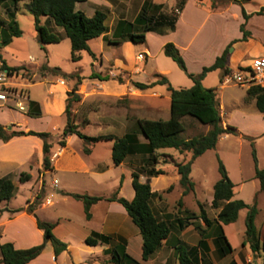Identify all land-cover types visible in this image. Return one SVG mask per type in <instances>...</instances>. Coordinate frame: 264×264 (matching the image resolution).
<instances>
[{
  "label": "crops",
  "instance_id": "0c3cea01",
  "mask_svg": "<svg viewBox=\"0 0 264 264\" xmlns=\"http://www.w3.org/2000/svg\"><path fill=\"white\" fill-rule=\"evenodd\" d=\"M147 0H87L85 2H79L76 5L78 10L85 12L87 16H93L97 9L104 10L107 13L106 26L107 31L98 39H100V46L108 43L109 45L119 46L122 50L119 57L115 62H110V67H113L115 71L128 72L131 77L136 79L137 68L135 67L136 57L140 54H144V58L141 61L143 63L142 68L148 69L152 63L155 61L156 53H154L148 45V40L154 32H160L161 34H167L166 39L161 42V48L164 49V45L167 42L175 43L181 50L184 56L187 67L189 71L191 70L188 65L187 53L191 52L195 58V62L198 63L199 67L195 71L191 70L193 73H200L205 66L212 65L216 58L220 56L224 50L235 40V43L229 48L228 65L234 70L236 67H248L251 65L252 60L259 56H264V42H260V50H253L249 47L255 41V35L251 28L249 27L255 12H248L243 5L244 9L248 14H252L251 17L246 22V28L251 32V38L247 41H241L243 33L241 31V24L246 20L243 16L242 6L238 4H229L223 7L211 9L206 5L201 3L199 0H194V5L196 7L197 13H203L205 18L203 25H207L210 21L214 24V30L220 32V39L209 40L205 44H200L196 42L197 33L193 35L189 40L182 42L178 38L177 33L182 27V25L189 24L187 20V4L189 0H166L165 2L154 3L153 0H148L151 3V9L154 10L159 7L160 10L166 13H174L172 11L179 2H181L182 11L179 14L178 20L174 28L162 27L155 31H150L146 33L145 42L135 43L132 41H124L116 43L117 37H115V30L121 19L128 21H134L139 15L144 3ZM7 4L0 6V11ZM87 7V9L85 8ZM88 12V13H87ZM112 17V23L108 24L109 18ZM235 18L236 20V32L234 34L230 33L229 21ZM41 23H48L52 31L58 32L60 36H66L65 31L62 27L54 24L52 20H48L47 17H42ZM157 35L159 33H156ZM138 45H143L142 49L138 51L136 55L131 54V49L137 47ZM91 48V47H90ZM100 49V50H101ZM96 60V63L92 65L93 72L102 75L104 58L103 53L100 59L96 58L95 52L92 51ZM248 56V59H245ZM5 65L6 62L2 61ZM8 66V65H7ZM9 67V66H8ZM10 68V67H9ZM52 68V67H51ZM12 69V68H11ZM155 74H165L168 72L166 69H160L155 67L152 69ZM220 70V69H218ZM221 76H222V70ZM140 73V72H139ZM42 77L48 78L46 74ZM13 80V79H12ZM11 80V81H12ZM24 80V79H23ZM89 80V81H88ZM138 81V80H137ZM16 84L21 85L27 91L28 101L26 102L25 109L27 108L25 114V120L28 122L30 118L42 119L45 115L51 116L53 118H61L60 124H55L53 130H60L58 134L51 135L53 147H52V170H43V140L38 136L34 135H21L14 136L9 141H3L0 139V169L5 173L0 176V178L5 176H10L16 186L15 193L10 200H4L0 202L2 211L0 212V244L10 242L14 245L16 249H26L44 242V230L39 228L37 219L45 222H52L55 224L53 233L61 240L68 244V249L58 256L55 255L54 247L50 241L46 242L43 252L35 259L29 261L27 264H85V262L97 263L100 260L107 259L110 264L111 254L108 253V249L111 248L110 244L100 243L96 246H91L86 244L85 240L93 232L102 233L105 235H111L115 239V242L123 243L126 245V251L133 256L136 260L141 261L143 264H180L179 259L174 258L175 249L174 246L178 243V240L183 242H188L185 236L188 233L195 232L192 225H189L184 230L177 231L172 230L170 236L163 240L158 251L147 261L142 260V236L139 228L133 222L132 218L127 213L125 207L116 201L101 200L95 203L91 207V217L88 219L84 211L83 202L77 200L69 195V193L78 194H88L91 196H103L110 197L114 193L118 192L119 196L125 197L128 200H132L135 195V190L133 188V172L138 170L144 165L145 158L143 155H131L129 157H135L139 159L133 165H126L125 161L116 166L112 158V148L113 143L105 145V153L103 156L98 155L99 141L89 145L90 152L86 153L84 147L86 146L85 141L80 138L77 134H70L66 136V145H59V138L62 137L63 129L66 125L67 119L65 117V109L68 98V91L73 87L68 80L64 81V84L51 83L44 84L47 85L42 98L35 97L32 95V88L36 85L35 81L31 79L23 84L15 81ZM154 82L150 81L149 83ZM13 83V81H12ZM38 83V82H37ZM17 85V86H18ZM162 85H156L153 89L159 98H163L169 101V107L165 112L163 117H154L149 119H167L170 117V94H166L162 89ZM264 86V85H262ZM45 87V86H44ZM207 87V86H205ZM246 88L243 97V103L246 106H256V99L252 98L246 100V94L248 87ZM131 91V87L128 83H119L115 79L101 80L99 78L87 79L83 76L82 84L79 85L78 94L81 96V105L87 104L88 106L94 105L95 101L98 104L94 105L87 110V118L83 119L82 122H75L79 125V129L82 133L87 136H99V135H116L122 136L125 133L136 128V122L134 117L129 116L127 109L120 110V108L111 105L109 109L104 110L103 104L107 105L106 102H115L119 99L127 96ZM33 100L40 105L42 114L39 116L31 115L30 112V101ZM221 107V103H220ZM7 109H13L11 107H3ZM1 108V109H3ZM258 109V108H257ZM259 111V109H258ZM223 109L221 107V114L223 118ZM260 112V111H259ZM264 118V114L260 112ZM96 114L97 118H93L91 115ZM97 120L99 122H97ZM136 121V122H135ZM135 123V124H134ZM223 123L226 126L228 123L223 119ZM0 124L5 127L7 123L0 121ZM92 124L99 125H110V127L115 130L121 131V135L115 133L107 134H88L87 129ZM17 130L25 131H42L35 130L28 126L22 128L21 125H16ZM256 135L249 136H264V129ZM229 134L222 135L215 149L218 150L219 156H223L221 151V143ZM139 139L141 142H146L144 135L139 134ZM79 143L78 146H74V143ZM113 142V141H112ZM107 148V150H106ZM174 148L162 149V154L171 155V161L167 163H161L157 168H162L165 173L160 174L155 177H151L150 184L153 192L161 194V197L153 198L151 200V205L153 210L159 212L163 216L162 219H167L166 216L170 213L171 208L176 209L178 212H191L195 214H200L201 205L207 212L210 219L217 217V209L211 207L212 200L214 197V184L212 189L208 188L205 190V196H201L197 190V184L195 183V190L187 195H183V192L172 195V197L167 196L163 191L173 183H178L180 180V174L176 168V162H186L191 159V153H181L177 149L174 151L168 150ZM214 149V150H215ZM189 154L191 156H189ZM137 157V158H136ZM239 179L233 180L236 184L234 198L246 200L247 203L256 201L259 207L260 213L262 212V197L264 192L260 191L259 180L255 178L254 173L250 177H243L242 166L237 163ZM13 168V169H12ZM111 169H117L116 179L110 176L109 171ZM15 170V171H13ZM22 172H26L31 175L30 179L25 182L20 181V175ZM47 175L49 177H47ZM14 176V177H13ZM41 176V179H40ZM16 178V180H15ZM113 180V182H111ZM115 180V181H114ZM140 180L142 182L147 181V177L144 174H140ZM165 181L159 184V181ZM249 180L257 181L256 190L252 201L247 200L245 197H238L237 190L240 191L241 188ZM55 181H57L55 183ZM107 187L109 189V194H104L102 190ZM45 191V196L43 197L41 203L35 208L34 213H30L26 208L31 204L36 196ZM55 192V193H53ZM56 196V197H55ZM19 199L20 202L15 204L14 201ZM70 199L80 201L82 203L84 211V219L75 220L72 213L65 209V204L69 203ZM183 200V208L179 206V200ZM49 200V202H47ZM253 204V203H252ZM258 213V216L260 215ZM157 215V214H156ZM256 218V220H257ZM235 223V222H234ZM234 223L223 225V231L227 236L231 246L233 260L236 264H244L238 253L243 251L246 259L250 260L253 258V253L251 252L249 245H243L242 242L245 238V233L242 238L234 236L230 230L234 226ZM261 240L264 244V225L262 227H257ZM214 232V231H212ZM197 243H191L190 246H195L200 240L199 234L196 236ZM208 247L210 252H215L219 258L221 257L217 251L215 244L211 245L208 241ZM208 253H206L208 255ZM209 257V256H208ZM260 259L264 261V251L261 252ZM206 259H202L200 264H204ZM211 264H215L214 261L209 260ZM0 264L2 263V254L0 251Z\"/></svg>",
  "mask_w": 264,
  "mask_h": 264
},
{
  "label": "trees",
  "instance_id": "16d2710c",
  "mask_svg": "<svg viewBox=\"0 0 264 264\" xmlns=\"http://www.w3.org/2000/svg\"><path fill=\"white\" fill-rule=\"evenodd\" d=\"M87 0H0V6L7 2L17 5L24 2L28 9L35 17L36 29L39 32L41 43H54L60 41V36L52 32L45 24L41 23L42 17L52 20L55 25L62 27L66 36L71 42V59L79 61L82 59V51L86 50L93 56L89 41L102 36L107 31L106 20L107 13L104 10L97 9L93 16H87L84 11L76 8L77 3ZM202 1V0H200ZM14 10L7 11L10 21L8 25L0 23L3 42L9 43L13 37L20 36L22 31L19 29L15 19ZM242 12L245 22L241 24L243 37L241 41H247L251 38V32L246 28L247 21L252 14H248L242 5ZM262 7L256 14H263ZM179 15L175 13H166L156 7L151 9V3L145 2L139 15L132 22L121 19L115 30L117 37L116 43L124 41H132L135 43L145 42L146 33L155 31L162 27L174 28ZM3 22V21H1ZM4 25V26H3ZM238 40L233 41L224 52L218 56L215 62L210 66H205L200 73L190 72L186 61L179 47L173 42H167L164 45V53L172 58L181 69L193 80L191 87L175 88L171 85L168 78L163 74H157V79L151 83L132 80L130 83L137 89L145 90L153 88L156 85L166 86L170 94V117L167 119H149L138 118L136 128L125 133L122 136L116 135H99L87 136L81 132L79 125L75 123L72 117L71 103L81 101L78 94L79 85L82 84L83 76L80 72L66 73L59 67L51 68L47 64L43 65L44 72L51 71L53 74L60 76L66 80H76L73 87L68 91L65 115L67 117L66 125L63 129L62 137L58 141L62 147L66 145V136L77 134L82 138L86 146L84 151L90 152L89 145L99 141H113L112 158L116 166L123 163L131 155L145 156L144 165L133 172V188L135 195L132 200L119 196L118 192L110 197L91 196L88 194L69 193L73 198L83 202L86 217H91V207L101 201H116L123 205L137 225L142 236V260L147 261L160 248L163 240L167 239L174 228L179 231L184 230L189 225H193L198 231L200 240L197 245L190 246L180 240L174 246L180 264H200L209 251L208 238L209 233L214 235V244L217 253L221 257H225L232 253V246L223 231V225L231 224L237 221L239 213L243 209H247L245 220L246 231L242 244L249 245L255 257L260 256L264 251V244L259 235L256 218L259 213L258 204L246 203L243 199L234 198L235 186L222 158L218 155L219 173L221 178L214 184V197L212 200V208L217 209V217L210 219L206 210L201 205L200 214L191 213V216H177L173 221L169 219H160L152 208L151 200L154 196L159 195L153 192L150 184L151 177L165 173L162 168H157L160 150L167 148L177 149L181 153H191V159L186 162H176L177 171L180 174L179 184L183 187V195H187L195 190V183L192 180V164L195 159L205 153L207 150L215 149L220 137L225 134L237 135L239 131L236 127L223 123L220 102L218 99L217 88L205 87L203 80L209 72L222 70V78L232 72L228 65L229 48ZM244 70V67H238ZM93 78L101 80L111 79L109 76L103 77L98 73H93ZM119 83H125V79L121 76L115 78ZM256 99V105L260 112L264 114V86L253 85L248 87L246 100ZM30 114L39 116L42 114L40 105L31 100L29 103ZM185 116L192 117L198 122L209 125L210 130L206 134L196 135L191 138H183L181 136L185 127L182 118ZM139 134L144 135L146 142H141ZM34 135L43 140V170H52V147L50 140L51 133L48 131H25L13 130L7 132L3 125L0 124V139L9 141L14 136ZM254 160L256 162L255 178L259 180L260 191L264 192V168L257 165V156L255 149L253 150ZM140 174L147 177V181L140 180ZM31 175L22 172L20 181L25 182L30 179ZM170 186L168 189H170ZM16 190V186L10 176L0 178V202L10 200ZM42 195L39 193L35 200L29 204L26 210L34 213L35 208L41 203ZM179 206H183V200H179ZM2 208L0 206V212ZM193 219V221H191ZM199 219L200 222L194 220ZM39 228L44 230V242L39 245L26 248L16 249L10 242L0 244L3 264H27L29 261L38 257L44 250L46 242L50 241L54 247L55 255L58 256L68 249V244L59 239L54 233L55 224L37 219ZM86 244L96 246L100 243L110 244L111 248L108 253L111 254V262L113 264H143L136 260L126 251V245L115 242L113 236L93 232L85 240ZM231 264H236L233 260Z\"/></svg>",
  "mask_w": 264,
  "mask_h": 264
},
{
  "label": "rangeland",
  "instance_id": "374dc122",
  "mask_svg": "<svg viewBox=\"0 0 264 264\" xmlns=\"http://www.w3.org/2000/svg\"><path fill=\"white\" fill-rule=\"evenodd\" d=\"M165 1L166 0H153L154 3H160ZM146 2L150 1L147 0ZM200 2L211 9L223 7L232 3L238 4L240 6L245 4V8L248 12H258L262 7H264V0H202ZM6 4L7 5L3 7L0 11V23H5L4 25H8L10 18L8 16L7 11L14 10V6H16L17 10L15 12V19L17 21L19 29L22 31L20 36L13 37L9 43H4L0 26V62H6V64L10 68L17 72L20 78L22 77L24 79H13V82L17 81L19 82V84H23L24 82H27V79L35 81L36 84L39 85H36L32 88V95H35V97L42 98L47 87V85L44 84H49V82L64 84V81H67L64 78L53 74L51 71L44 72L42 70V67L45 64L52 68L59 67L62 69V71L66 73L80 72V74L86 77L87 79L93 78L92 75L94 72L92 65L96 63V60L90 52L86 50L82 51V59L79 61H73L71 59V42L69 38L67 36H60L58 32L52 31L48 23L42 24H45L52 32L60 36V41L54 43H41L39 39V32L36 29L35 17L28 9H26L25 3L19 2L17 5H15L12 2H7ZM85 8L87 9V7ZM176 8L182 11L181 2H179L178 5L172 9L174 13V10ZM186 10L189 17L187 19L189 20V24L182 25V27L177 33L178 38H180L182 42L189 40L193 35H195V33H197L196 42L200 44H205L209 40L215 38L218 39L220 37V32L218 30H214V24L211 21L207 25L202 24L205 16L203 13L196 12L194 0H189ZM112 20L113 18L110 17L108 24H111ZM249 27L251 28L256 37L254 43L249 48L255 51L260 50V42H264V14L255 15ZM229 30L231 34H234L236 32L237 28L235 18L229 21ZM154 33L155 34L151 35V37L149 38L148 45L149 47H151L152 51L156 53L155 61L148 69L144 70L142 68L143 63H141V59L137 56L136 62L134 63L135 67L137 68L136 72L138 73L135 75L136 79L131 77V74H129L128 72H118L115 71L113 67L108 68L110 66L109 61L115 62L116 59L119 57L122 50L119 46L109 45L108 43H105V45H103L101 49L99 41L100 39L95 38L89 41L91 50L95 52L97 59H100L103 53L104 71L102 72V75H100L103 77L109 76L111 79H115L121 76L125 79V83H128L131 87V91L127 96L115 102H106L107 105L103 104L102 107L104 110H108L111 105H115V107L120 108V110L127 109L129 112V116L134 117L135 120H137L138 118L163 117L169 107V101L163 98H159V95L151 88L141 90L135 88L130 83V81L132 80H138L144 83L155 81L157 79V74H155L152 69L156 66L160 69L168 70V72L163 75L168 78L169 82L173 87L188 88L193 85V80L186 74L183 69L180 68V66L172 58L168 57L164 53V49L161 48V42L166 39L167 34H161L160 32ZM156 33L159 34L157 35ZM142 46L143 45H138L137 47L132 48L130 51L131 54L136 55L138 51L143 48ZM187 59L189 68L195 71V69H197L199 65L195 62L196 60L191 52L187 53ZM245 59L249 60L248 56ZM237 70H239L238 67L232 70L230 74L223 76V78L221 76V71L215 70L209 72L203 80L204 86L217 88L218 99L224 111L223 119L229 125L236 127L239 131L237 135L229 134L228 138L222 141L220 147L221 151L223 152V156L220 157L224 161V164L229 172V176L232 180L239 179L238 168L236 165L237 163H240L242 166L243 177H250L254 173L256 167V162L253 156L254 149L256 151L258 167L264 168V136H249L256 135L255 133H258L264 129V118L258 111L256 106L244 105L243 97L246 88L236 83L234 80H228L229 75H232ZM43 74H46L48 78L44 79L42 77ZM68 81L71 84H75L76 82L75 79ZM245 86L250 87L253 85L247 84ZM18 88H21V85H18ZM161 89L166 94H169L166 86L162 85ZM23 90L25 89L23 88ZM25 93H27L26 90ZM96 104H98V102L95 101L94 105ZM26 105L27 104L25 103V106ZM94 105L92 104L90 106L95 107ZM90 106H88L87 104L81 105V101H73L71 103V111L74 121L77 122L79 119V121L82 122L83 119L87 118V110L90 108ZM11 108L13 109H0V121L7 123V125H5L4 127L7 132L17 130L16 125H21L23 126L22 128L28 126L35 130L48 131L51 133V135H56L60 131L53 130L52 128L55 124L61 123V118L57 119L45 115L42 119L30 118L28 119V122H26L25 114L27 108L25 110H20L18 107L14 106H12ZM91 116L93 118H97L96 114H92ZM97 122L99 121L97 120ZM182 122L184 124L185 129L182 132L181 136L186 139L194 137L196 135L206 134L210 130L209 125L202 124L189 116L183 117ZM87 133L97 135L107 133H115L117 135L122 134L121 131L115 130L114 128L110 127V125L108 126L99 124L90 125L87 129ZM50 140L52 141L51 138ZM112 143V141L101 142V145H99L100 147L98 149V155L103 156L105 153L104 146H107L108 144ZM78 144L79 143L75 142L74 146L77 147ZM168 150L174 151L175 149ZM159 152L160 154H162L161 150ZM218 155L219 154L217 149L207 150L205 153L195 159L192 164L191 177L197 184V190L199 194L203 197L206 193L205 190H207L208 188L212 189L213 184L221 178V175L219 173V163L217 157ZM189 156L191 155L189 154ZM171 157V155H160L157 167L161 163L170 162ZM137 160L139 161L138 158ZM137 160L135 159V157L132 156L125 161V164L133 165L135 164V162H137ZM137 169L139 170L140 168ZM116 170L117 169H111V171H109L110 176L113 179H116ZM4 173L5 172L0 169V176ZM47 177L49 176L47 175ZM111 182H113V180ZM162 182L165 181L161 180L159 181V184H161ZM255 182L257 181L249 180L248 182H246L243 188L240 189V191L237 190L238 197L242 196L245 197L247 200L252 201L256 190ZM170 186L172 187L168 189ZM169 187H167L163 191V193L167 194L168 198L172 197V195L174 194L183 192V187L178 183H173L169 185ZM102 192L104 194L111 193L109 192V189H107V187H105ZM41 195L42 201L43 197L45 196L44 190L41 191ZM158 197H161V194L154 196L153 200ZM244 201L246 202V200ZM14 202L15 204H17L20 201L19 199H17ZM154 202L156 201L154 200ZM252 203H254V200L253 202H251V204ZM261 207L262 212L260 213L259 211L260 215L256 220L257 227H262V225H264V196L262 197ZM210 208H212V206L207 207L208 210H210ZM65 209L72 213L75 220L78 221L82 220V218L84 219V211L82 203L80 201L70 199L69 203L65 204ZM156 214L160 219L163 218V216L160 215L159 212H156ZM177 216H191V212H178L176 209L171 208L170 213L167 214L166 218L173 221L174 219H176ZM246 216L247 209L241 210L237 221L234 223V226L230 230V232L238 238H242L246 231ZM191 221H193V219H191ZM194 221L200 222L199 219H196ZM173 230H175V232L177 231L176 228H174ZM198 234L199 233L197 230H195V232L188 233L185 236L188 242H181L187 245H191V243L196 244L198 241L196 236ZM209 235L210 236L208 238V241H210L211 245L213 246L214 235L212 234V232H210ZM238 255L244 264H264L263 259L259 258L261 254L258 257H255L253 255V258L250 260L246 259L243 251H239ZM203 256L204 259H206L204 261V264H211L209 260L214 261L215 264H231L234 258L233 254L229 255L226 258H219L217 254L213 251L208 253V255L203 254ZM174 258L178 259L176 252L174 254ZM85 264H110V262H108L107 259H103L98 261L97 263L85 262Z\"/></svg>",
  "mask_w": 264,
  "mask_h": 264
},
{
  "label": "built area",
  "instance_id": "2783aa9c",
  "mask_svg": "<svg viewBox=\"0 0 264 264\" xmlns=\"http://www.w3.org/2000/svg\"><path fill=\"white\" fill-rule=\"evenodd\" d=\"M174 11L177 15L181 13V10L178 8ZM138 57L142 60L144 54L140 53ZM12 79L19 80L23 78H20L16 71L0 62V109L14 106L20 110H25V103L28 101L27 93H25L23 88H18L16 82L12 83ZM228 80H234L242 86L247 84L264 85V56L254 58L250 66L244 70L239 69L232 75H229Z\"/></svg>",
  "mask_w": 264,
  "mask_h": 264
}]
</instances>
